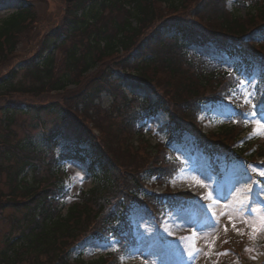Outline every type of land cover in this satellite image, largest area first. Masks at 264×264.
<instances>
[{"label":"trees","instance_id":"1","mask_svg":"<svg viewBox=\"0 0 264 264\" xmlns=\"http://www.w3.org/2000/svg\"><path fill=\"white\" fill-rule=\"evenodd\" d=\"M189 1L66 0L58 27L45 35L40 49L20 68L0 75V115L5 116L0 126L5 125L7 135L0 141V178L6 174L7 188L6 192L0 190V218L8 213L7 222L14 229L6 235L0 264H122L137 245L131 221L134 206L147 204L158 219V196L147 193L146 183L154 178L162 185L183 168V163L170 155L172 145L189 133L203 153L231 159L228 154L236 151L234 146L245 130L227 126L205 134L198 116L203 105L229 98L240 81L252 75L255 64L264 66V0H194L193 6H186ZM230 1L235 7L232 11ZM160 5L172 7L173 13L156 17L155 7ZM22 6L0 24V66L13 57L20 34L34 22L30 8ZM188 10L199 25L187 20ZM73 34L79 35L78 43L65 52L60 68L55 67L54 49ZM253 34L257 38H252ZM204 47L237 55L240 61L227 71L221 61L193 50ZM131 63L135 64L128 79L150 89L154 100L126 95L123 80L115 74L131 70ZM21 71L35 83L24 86L18 79ZM263 74L253 102L257 113H264ZM44 94L61 96L62 105L72 103L105 139L87 145L80 133L72 137L61 126L48 131L41 127L36 136L28 131L16 136L10 129L15 114L27 113L22 108L37 113L49 108L5 104V100L13 95L39 98ZM103 95L112 99L110 117L115 126L111 122L110 131L93 122L105 111L99 109ZM160 113L170 121L164 127L166 141L156 146L147 141L143 146L141 125ZM239 125L245 128L242 122ZM132 133L141 148L132 154L120 142L132 157L128 164L118 165L120 158L108 138H118L133 148L126 140ZM73 160L84 165L92 186L67 205L71 196L67 166ZM114 169L123 174L118 181L111 179ZM163 199L170 200L168 194L160 195V204ZM187 200L189 196L182 194L180 202ZM110 238L119 241V249L111 255L91 262L82 256L72 257L80 243Z\"/></svg>","mask_w":264,"mask_h":264},{"label":"rangeland","instance_id":"2","mask_svg":"<svg viewBox=\"0 0 264 264\" xmlns=\"http://www.w3.org/2000/svg\"><path fill=\"white\" fill-rule=\"evenodd\" d=\"M193 1L190 0L186 6L196 3ZM22 2L26 4L22 6ZM65 2L66 0H0V24L16 13L21 6L22 8L29 7L35 17L34 22L20 34L18 48L13 57L0 66V75L13 67L20 68V64L40 49V43L45 35L58 27L63 16ZM228 8L231 11L235 9L232 1L228 3ZM155 13L156 17H167L173 12L172 7L160 5V8L155 7ZM185 13H189L188 21L199 25L198 19H192L190 10ZM241 15H244V12H241ZM255 34L252 38L256 37ZM68 39L54 49L52 60L57 68H60L64 62L65 52L73 43H78L80 38L78 34H73ZM193 50L199 55L222 61L223 68L227 71H231L233 64L240 61L239 56H227L212 47L194 48ZM134 64L131 63V70L124 72L125 74L121 70L116 72L115 77L123 80L126 95L131 94L154 100L156 96L150 89L128 79L129 75L133 74ZM263 71L264 66L255 64L252 75L244 80L229 98L219 103L203 105L201 114L198 116V121L205 134L219 132L227 126H239L245 130L234 146L236 151L228 154L231 157L229 161L224 155L211 157L197 149L195 146L197 140L189 133L182 136L180 143L176 142L171 146V157L182 162L183 168L173 179L162 185L156 184L154 178L146 183L147 193L158 196L155 197V200L159 201L156 203L159 204L157 206L158 219L150 212L147 204L134 206L132 221L137 245L128 251L129 255L122 260V264H264V230L256 232L253 238V226L258 229L264 228V176L259 175L260 171H264V136L254 134L258 129L254 121L245 125L247 118L245 113H250L253 109L250 104L243 102L245 90L252 93V103L254 102L258 91L257 83ZM18 79L27 88L35 83L24 71H21ZM44 95L39 98L13 95L5 100V104L16 103L28 107L48 105L49 108L39 110L40 114L31 108H22L27 113L15 114V120L10 129L16 136H24L26 131L36 136L41 127L48 131L61 126L72 137L80 133L85 141L88 140L87 145H95L105 139L92 128L85 118H82L84 113L81 114L74 110L72 103L62 105L61 96ZM111 105V97L103 95L99 109L105 111L99 112L93 118L94 124L102 125L105 131H110L111 122L113 127L115 126L110 117ZM64 114L66 115L63 116ZM257 116L264 118V113H257ZM0 119L5 120V116L0 115ZM240 122L245 128L239 125ZM169 123L168 116L161 113L144 121L141 125L144 135H141L146 143L144 142L143 146H147V141L155 146L165 142L164 127L169 126ZM113 127H111V133H113ZM4 129L5 125L0 126V141L5 140L7 136ZM80 129L84 133L80 132ZM135 135L132 133L129 139H126L133 143V148H130L128 143H122L118 138L115 141L113 137L108 138L114 143L115 153L121 159H117L119 161L116 164L122 165L130 162L128 159L132 157L131 153L134 154L136 152L134 149L139 148L136 146L139 138L137 139ZM120 142L126 144L131 153L128 152L129 150L125 151V147H121ZM240 151H243V155ZM113 160L116 162L114 158ZM67 167L68 190L71 195L67 205H71L76 200L73 197L92 186V180L88 177L84 165L79 161L73 160ZM215 169L218 170L216 174ZM120 175H123L121 170L114 169L111 179L117 178L118 181ZM124 177L127 176L124 175ZM0 179V190L6 192V174L2 173ZM165 194H168L170 200L163 199L160 204V195ZM182 194H187L189 200L180 202ZM209 196H211L210 199ZM242 203L248 205L245 213L246 222L233 211ZM7 216H9L8 213L4 218H0V251L4 248L6 235L14 231L11 224L7 222ZM217 223L218 227H215ZM117 249H119V241L113 238L102 242L87 240L73 250L72 257L82 256L85 261L91 262L109 256ZM189 251H193L195 259L188 255ZM222 253L226 254L222 255ZM125 255H127L126 252Z\"/></svg>","mask_w":264,"mask_h":264},{"label":"snow or ice","instance_id":"3","mask_svg":"<svg viewBox=\"0 0 264 264\" xmlns=\"http://www.w3.org/2000/svg\"><path fill=\"white\" fill-rule=\"evenodd\" d=\"M240 83H243V81H240ZM245 104H250L252 106V109L253 111H251L250 113H245V116L247 117L245 119V125L247 126V124L250 122V121H254L257 125H258V129L255 130L254 134H259V135H262L264 136V122H262V120H264V118H260L257 116V111H256V105L252 103V93L245 90L244 92V101H243ZM251 167V166H249ZM253 171H257L256 169H253ZM259 175L260 176H264V171H260L259 172ZM256 183V182H254ZM209 199L211 198V196L208 197ZM216 201H214L215 203ZM247 207L248 205L246 203H242L240 207L238 208H235L233 211L238 213L242 220H244L246 222L247 220V217L245 216V213L247 211ZM229 218L231 219V216H229ZM215 227H218V223L217 225H215ZM233 227H235V225H233ZM227 229H225L226 231ZM261 230H264V228H261V229H258L256 228L255 226H253V233H254V236L253 238H255V233L258 232V231H261ZM250 251V249H248ZM197 252L199 251L198 249L196 250ZM223 254H226V253H222ZM188 255L192 258V259H195L196 256L195 254L193 253V251H189Z\"/></svg>","mask_w":264,"mask_h":264},{"label":"bare ground","instance_id":"4","mask_svg":"<svg viewBox=\"0 0 264 264\" xmlns=\"http://www.w3.org/2000/svg\"><path fill=\"white\" fill-rule=\"evenodd\" d=\"M228 56V55H227Z\"/></svg>","mask_w":264,"mask_h":264}]
</instances>
